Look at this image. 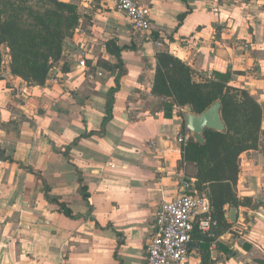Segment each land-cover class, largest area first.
<instances>
[{"label":"crops","instance_id":"1","mask_svg":"<svg viewBox=\"0 0 264 264\" xmlns=\"http://www.w3.org/2000/svg\"><path fill=\"white\" fill-rule=\"evenodd\" d=\"M61 1L77 5L80 27L44 85L1 70L0 264L144 263L158 205L196 190L193 167L180 165L184 112L174 106L166 117L151 93L159 51L196 80L227 75L263 111L258 147L239 156L243 203L223 206L209 243L193 231L186 264H264V8L257 0H139L150 12L147 42L111 0ZM116 47L121 69H108L118 64Z\"/></svg>","mask_w":264,"mask_h":264},{"label":"trees","instance_id":"2","mask_svg":"<svg viewBox=\"0 0 264 264\" xmlns=\"http://www.w3.org/2000/svg\"><path fill=\"white\" fill-rule=\"evenodd\" d=\"M183 17L184 14L178 15V21ZM80 18L73 2L0 0V76L3 57L7 56L12 75L34 85H44L62 56L66 40L80 24ZM109 51L118 64L107 63L106 67L121 69L120 48ZM156 59L151 93L164 100L166 117L171 116L174 106L188 105L192 112L201 113L213 102H220L219 112L225 129H204L203 143L190 136L182 148L180 165L193 167L195 192L208 197L213 215L221 223L224 205L237 207L243 203L235 189L240 171L239 156L258 147L262 106L247 90L228 85L227 75L217 74L197 81L194 71L168 52L159 51ZM115 80L116 86L110 89L106 103L108 114L119 85L118 79ZM182 125L184 128V121ZM59 206L69 215L64 204L59 203ZM206 238L209 243L210 238Z\"/></svg>","mask_w":264,"mask_h":264},{"label":"built area","instance_id":"3","mask_svg":"<svg viewBox=\"0 0 264 264\" xmlns=\"http://www.w3.org/2000/svg\"><path fill=\"white\" fill-rule=\"evenodd\" d=\"M113 7L122 12L135 33L147 42L153 41L150 12L139 0H111ZM159 46V41H154ZM77 65L86 67L84 49ZM182 109V108H181ZM190 134L178 135L182 148ZM186 188V186H185ZM153 232L148 241L143 264H186L189 243L195 228L210 239L217 237L218 221L212 212L208 197L186 189L170 200L162 201L154 213Z\"/></svg>","mask_w":264,"mask_h":264},{"label":"water","instance_id":"4","mask_svg":"<svg viewBox=\"0 0 264 264\" xmlns=\"http://www.w3.org/2000/svg\"><path fill=\"white\" fill-rule=\"evenodd\" d=\"M220 102H213L208 108L201 113H194L190 106L184 107V126L189 132L194 141L203 143L204 129H213L216 131H223L225 129L224 123L220 116ZM230 221L236 220V208L231 207L228 215ZM189 245H192L190 242Z\"/></svg>","mask_w":264,"mask_h":264},{"label":"rangeland","instance_id":"5","mask_svg":"<svg viewBox=\"0 0 264 264\" xmlns=\"http://www.w3.org/2000/svg\"><path fill=\"white\" fill-rule=\"evenodd\" d=\"M239 1H241L242 2V0H239ZM244 1H248V0H243V2ZM256 1V0H255ZM258 1V4L259 5H261V7L262 8H264V0H257ZM83 19V23H85V22H87L86 21V19H84V18H82ZM80 27V24L78 25V27L73 31V34L75 33V32H77V30H78V28ZM72 37H73V35H72ZM72 37L71 38H69V39H67V40H71L72 39ZM8 57L7 56H4L3 57V63H2V67H4V66H6L7 65V59ZM206 78V77H205ZM194 79L196 80V75H194ZM204 79V78H203ZM200 80H202V79H198L197 81H200ZM243 89V88H242ZM184 112V107L182 108V113ZM182 118H183V121H184V117H183V115H182Z\"/></svg>","mask_w":264,"mask_h":264}]
</instances>
